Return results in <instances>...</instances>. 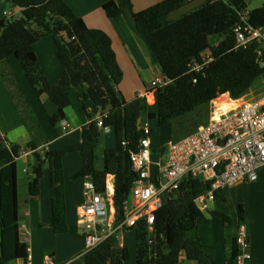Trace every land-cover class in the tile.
<instances>
[{
  "label": "trees",
  "instance_id": "16d2710c",
  "mask_svg": "<svg viewBox=\"0 0 264 264\" xmlns=\"http://www.w3.org/2000/svg\"><path fill=\"white\" fill-rule=\"evenodd\" d=\"M21 9L20 18L0 19V61L15 57L20 62L16 76H26L38 95L45 94L57 106L50 120L57 124L71 105L70 90L89 101L92 112L82 129V141L60 149H49L38 155V165L29 183L33 197L40 195V178L44 165L51 172L55 190L52 200L51 226L56 233L82 236L77 224L67 220L64 158L77 152L82 165L71 178L91 177L98 192H105L109 174L115 175L114 206L118 220L123 219L125 200L137 179L130 152L139 149L143 131L139 121L144 113L157 119L160 126L210 103L220 94L232 99L247 94L260 78H264V44L254 40L239 45L236 26L244 17L256 28H264V3L250 11L248 0H206L196 10L171 22L168 16L188 0H163L135 12L131 0H110L103 10L110 19L124 17L129 27L145 42L152 58L160 65L167 83L155 89V108L145 97L127 100L120 89L124 71L118 61L111 36L100 28H91L65 0H6ZM52 36L63 74L52 84L44 74L34 45L45 36ZM221 39L212 44L210 37ZM200 72L191 71L194 63L204 64ZM226 97V95L224 96ZM109 110L105 112V109ZM96 117L111 127L115 145L104 150V168H96V147L100 129ZM152 132V129H151ZM0 141L4 139L0 135ZM30 147L34 148L32 144ZM17 144L0 150V264L16 260L28 261V244L21 240L19 228V195ZM202 180H188L164 199L156 211V232L150 242L145 221L135 231L137 264H180L185 255L191 264H216L198 235L208 217L196 203V198L208 191ZM228 190H218L216 199L225 200ZM239 217L244 215L239 205ZM213 217L223 219L227 226L231 218L218 210ZM130 230V229H127ZM237 245L232 246V263ZM130 258L126 245L119 246L117 237L110 236L98 247L89 250L70 264H124Z\"/></svg>",
  "mask_w": 264,
  "mask_h": 264
},
{
  "label": "crops",
  "instance_id": "0c3cea01",
  "mask_svg": "<svg viewBox=\"0 0 264 264\" xmlns=\"http://www.w3.org/2000/svg\"><path fill=\"white\" fill-rule=\"evenodd\" d=\"M65 1L76 14L86 21L89 27L103 29L111 36L118 61L124 71L120 89L125 98L131 100L136 96H142L150 105L149 98L152 97L153 103H156V91L152 88V82L159 78H165L162 69L152 58L145 42L128 26L124 17L110 19L106 16L103 4L110 0ZM161 1L163 0H131V3L133 10L138 12ZM255 1L258 2L257 7L264 3L261 0ZM205 2L206 0H188L180 8L171 12L168 20L173 22L186 13L193 12ZM247 10L252 9L247 7ZM6 11L9 14H6ZM10 16L20 18L21 9L9 1L0 0V19H9ZM34 48L44 74L52 84H56L63 74V66L58 59L52 36L41 38ZM20 66L19 60L15 57L0 61V135L4 139V142L0 141V150L14 144L21 147L20 155L17 158L19 228L21 240L26 242L29 248L28 261L16 260L14 264H44L46 258H52L55 264H66L80 255L85 249V245L81 239L82 236L79 238L71 233H56L51 226L52 200L55 190L51 185L49 166L46 164L43 167L38 197L30 195L29 183L35 176L33 168L38 165V155L36 154L43 156L46 150L64 148L82 141V129L88 122L86 114L92 112V105L89 101L84 103L79 98L76 89H71L72 103L65 109V117L57 124H52L50 117L56 113L57 106L47 95H38L26 76H16V71L20 69ZM148 78L151 82L149 86L146 85ZM225 95L230 98L228 93ZM152 107L155 108V105ZM108 110L109 107L105 109V112ZM146 119L149 120L147 113H144L140 121ZM105 133L108 135L109 142H111L110 138L115 141L112 128ZM159 143V139L152 135V147L158 148ZM29 144H32L34 148ZM112 145L114 146L115 142ZM163 145L165 144L159 146L163 147ZM81 165L82 157L77 152L69 153L64 158L67 220L69 223L77 225L78 213L86 196L82 179L73 180L71 175ZM96 168L98 170L104 168L103 157L99 160L98 155ZM113 179L114 177L111 178V181ZM250 183H254V181L239 182L227 189L228 194L225 200L215 199L213 201L215 206H218V209L215 210L227 214L232 220L230 226H227L226 223L222 226V253L220 254L216 249H212L211 252L208 251L210 249H206L217 262L216 264H223V262L224 264H234L230 261L238 225L240 222L245 224L246 221L249 222L250 215L246 213L244 207V215L240 219L239 215L228 211L225 206L236 190L245 192ZM253 188L264 189V168L259 170V178L255 181ZM217 202L221 203L217 204ZM240 204L245 206L244 203ZM216 219L219 217L212 216L208 218V221ZM126 231L117 236L119 246H123L126 242L124 235ZM203 236L201 234V238L204 240ZM248 237L250 249L252 247L254 249L252 229L248 230ZM214 248L216 247L214 246ZM251 253V264H264V251L261 248L258 249V252L251 249ZM181 262L182 264H191L185 255L181 256L180 264Z\"/></svg>",
  "mask_w": 264,
  "mask_h": 264
},
{
  "label": "built area",
  "instance_id": "2783aa9c",
  "mask_svg": "<svg viewBox=\"0 0 264 264\" xmlns=\"http://www.w3.org/2000/svg\"><path fill=\"white\" fill-rule=\"evenodd\" d=\"M9 14V12H5ZM235 33L239 45L259 40L264 44V28H256L245 18L236 26ZM211 60L204 57V64L194 63L191 71L200 72ZM166 78L152 82V88L162 87ZM220 94L211 103V113L206 124L200 125L193 133L167 142L159 148V156L152 160L154 149L151 145V125L149 120L139 122L143 137L137 151L130 152L133 170L137 172L127 199L123 219L117 218L114 206V192L107 188L98 192L91 177L82 178L85 202L78 213L79 232L84 239L85 249L75 259L101 245L110 236L133 229L143 220L150 242L156 232V211L163 207L167 195L176 193L188 180H202L209 189L196 200L200 209H207V200L213 202L218 190L229 189L239 182L256 181L259 170L264 168V94L232 99ZM227 102L233 105L224 108ZM97 126L105 132L111 127L104 126L96 117ZM69 125V124H68ZM237 255L234 264H251L252 253L248 228L240 222L235 236ZM44 264H55L46 258Z\"/></svg>",
  "mask_w": 264,
  "mask_h": 264
},
{
  "label": "rangeland",
  "instance_id": "374dc122",
  "mask_svg": "<svg viewBox=\"0 0 264 264\" xmlns=\"http://www.w3.org/2000/svg\"><path fill=\"white\" fill-rule=\"evenodd\" d=\"M264 2V0H261ZM257 3L255 0H248L249 9H254L257 7ZM261 6V4L259 5ZM17 18L16 16H10L9 19ZM129 26V25H128ZM221 39L220 36L214 35L210 37L211 43H217ZM150 78H148L146 85H150ZM252 95H263L264 94V78H260L256 85L248 92V94ZM150 105L153 106L152 97L149 98ZM230 102H227L228 104ZM211 113V103L205 104L203 106L198 107L196 110L177 117L172 120L170 123L164 126H160L157 119H149L151 123L152 135L155 138H158L160 144H167L169 141L178 140L183 138L191 133H193L200 125H204L208 122ZM108 135L101 130L99 135V142L96 147V154L99 157V160L103 157L104 150L107 147H111L114 139L110 138L111 142L108 141ZM109 145V146H107ZM158 145V148H153L154 153L152 155V160L156 161L159 156V148L161 146ZM113 146V145H112ZM164 146V145H163ZM115 177V175L109 174L107 178V183L111 181V178ZM113 183V180L111 181ZM255 184L250 183L247 185V190L243 191H235L231 196L230 201L226 204V209L231 211L235 215H239V204H245L246 213L250 215L249 222L246 221V226L248 230H253V240H254V249L258 252V249H262L264 251V189H255L253 188ZM114 187V184H113ZM221 203V202H220ZM217 202V204H220ZM208 209H204L203 212L208 218H211V211L218 209L214 202L207 200ZM225 222L223 219L219 218L216 220L207 221L206 224L202 225L198 230V235L201 238V234L204 236V240L201 238V241L205 244L206 249L211 252L212 249H216L220 254L222 253V226ZM244 223V222H243ZM203 228V229H202ZM202 229V230H201ZM81 233V232H80ZM125 235V243L130 252V258L124 262V264H137V239L135 231L130 229L124 233ZM77 236V235H75ZM81 238V236H77ZM83 239V237L81 238ZM206 241V242H204ZM84 242V239H83ZM214 246L216 248H214ZM252 250L253 247L251 248ZM74 259V258H73ZM15 261L9 263L14 264ZM185 262V261H184ZM217 263V262H216ZM182 264V262H181ZM224 264V262H223Z\"/></svg>",
  "mask_w": 264,
  "mask_h": 264
},
{
  "label": "bare ground",
  "instance_id": "6f19581e",
  "mask_svg": "<svg viewBox=\"0 0 264 264\" xmlns=\"http://www.w3.org/2000/svg\"><path fill=\"white\" fill-rule=\"evenodd\" d=\"M232 105H233L232 103L224 104V108H227V107L230 108ZM108 188L111 192H113L114 187L111 181L108 183Z\"/></svg>",
  "mask_w": 264,
  "mask_h": 264
},
{
  "label": "water",
  "instance_id": "95a60500",
  "mask_svg": "<svg viewBox=\"0 0 264 264\" xmlns=\"http://www.w3.org/2000/svg\"><path fill=\"white\" fill-rule=\"evenodd\" d=\"M113 184L115 185V177L113 179ZM196 203H197L198 206H201V203L198 200H196Z\"/></svg>",
  "mask_w": 264,
  "mask_h": 264
}]
</instances>
